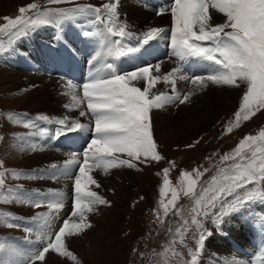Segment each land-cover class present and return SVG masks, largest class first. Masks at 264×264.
I'll return each mask as SVG.
<instances>
[{"label":"rangeland","instance_id":"rangeland-1","mask_svg":"<svg viewBox=\"0 0 264 264\" xmlns=\"http://www.w3.org/2000/svg\"><path fill=\"white\" fill-rule=\"evenodd\" d=\"M173 2L174 0H62L60 3H50L49 0H1V3L4 4L0 6V28L7 23L5 17L15 19L20 16V8H28L31 4L38 5V8H28V11L24 13L26 18H31L34 21L27 31L15 35L7 31L0 32V61H10V59L22 53L21 51L25 46L31 48V46L42 42L44 39L42 33H44L46 35L45 43L48 45H46L47 51H45L47 53L45 52V55H48L42 63L45 66L48 65V68H42V75L46 79L47 77H54L57 80H65L64 82L67 83L71 81L77 86L75 91L82 95V84L87 81L89 73L94 71V67L96 69L102 66V62L103 65L107 62L112 63L116 72L123 74L150 65L147 58H145V54L151 59L152 64L159 60H155L152 52L148 50H144L145 54L142 52L141 49L144 44L142 36L146 32L136 31L130 25L126 12L128 3L140 6L145 12L147 11L148 15H152L154 13L158 14L164 8L170 9ZM104 4H116V15L111 19H109L110 13L103 8ZM88 5L93 8H101L99 19H97L94 12L78 13L63 18H57L56 16L37 17L36 15L37 12L45 13L57 9L67 10ZM45 19L51 22H41ZM70 19L75 20V27L81 34V37L77 39L81 40L87 37L92 39L91 42L93 43L99 41L98 45L87 50L92 64L88 63L86 65L85 61L79 58L76 45L70 46L64 35L56 42L53 40V37L56 36L53 27L55 28V26L61 25L62 22ZM220 19L224 20L223 14ZM121 26L124 27L125 33L131 32L130 35L114 36L108 32L109 27L118 32ZM43 29L50 34L53 33L51 34L53 37L45 33ZM54 30L57 33V30ZM82 32L84 34L90 32L92 35H84ZM167 32V34H164V38L163 36L160 40L158 37L156 38L158 48H167L171 44L169 39L170 27H167ZM134 33L141 36L136 35V38ZM100 34H105L108 38L106 51L101 49L104 35ZM59 35L60 32H58V37H60ZM96 35H100L98 39H95ZM117 40L120 41L119 50L125 53L123 56L116 55L114 50L110 51V49L116 48L114 42ZM138 40L140 41L138 42ZM59 47L60 49L57 51ZM129 47L135 50L128 52ZM50 48L52 51H50ZM57 53L60 54L56 60ZM168 53L167 49L166 56ZM173 60L174 65L177 63L175 67L179 66L181 68L180 75L177 73L176 76L188 77L184 82L202 75L199 72L206 71L208 68V71L212 72L209 62L202 58H198L196 61L193 57H188L185 61H180L176 57ZM47 61H49L48 64ZM97 63H100L101 66ZM29 64L41 66L37 62ZM199 67L205 70L199 71ZM15 69L10 68L9 62L0 64V179L4 181V184L0 185V246H2V249H0V264L26 262L27 258L37 249L43 247L41 237H46L50 232H58L64 220L69 219L74 205L73 177L78 174L79 167L77 165L74 171L68 170L65 165L58 162L62 167L54 168L55 170H53L56 172L52 170L54 175L51 174V177L47 173L50 179L48 184L55 186L50 187L42 182L45 178L44 165H41V163L34 164L29 159L27 160L28 154L30 155L32 152L29 142H40L43 139L50 138L53 136L54 128L64 126L53 121L50 115L36 112L34 103L25 100L26 89L16 88L14 83L6 78L12 72H21L20 67ZM26 72L29 73V71ZM83 72L86 73V76H83L85 79L78 82V74ZM173 78L172 81L170 78L168 85H164V83L162 84L164 82L163 76H161V82H159L160 80L157 82L162 87L156 93L151 91L152 94H163L172 97V99L167 100L169 104L167 105L168 107H175L169 116L163 118L165 124L163 123L160 129L156 128L152 121L154 109L150 111L154 142L157 145V151L161 159L151 162L143 159L133 161L135 163L133 168L123 166L127 175L123 186L118 191L107 184L106 176H110L113 171L121 169L110 168L105 172L102 168H94L91 174L98 180L100 186L99 188L92 186V190L96 191L109 203L107 205H96L95 211L86 213L87 221L90 222L91 227L83 231L70 229L71 234H66L63 237L65 247L75 256V259L50 252L46 254L45 262L37 261L36 264H193V255L196 257L195 264H236L231 260H227V250L225 248L224 250L221 249L218 245L220 239L221 244L223 246L227 245L232 255L233 252L238 253L240 258L236 259L241 264L243 261L245 264H264V232L261 230V223L264 222L261 219L264 216V204L259 202V195L255 202L240 207L225 216L222 223H217L215 216L209 213L208 216L197 217L198 224L191 223L194 215L192 209L196 207L195 200L191 194L184 195L187 179L197 181L196 191L199 192L203 187H207V181L212 176L217 175L221 169H228L236 163V161H224L221 158L225 155H232L235 149L240 146V142L246 137H259L260 133L264 131V109L256 112L249 120H241L239 125L235 123L234 114L239 110L243 94L246 91V85H242L238 87L235 93L223 92V95L226 94L227 96L222 98L220 102L221 108L224 110L221 114L215 116V118L195 115L189 120L194 119L199 123L201 119H209V121L202 120L204 126L195 124L184 118L186 113L182 108L193 105V102L197 99L211 95L212 90L205 87L211 90L207 94H204L203 90L196 91L190 97L189 102H185L184 106L179 107L182 103L177 97L182 99L188 93L191 83L186 90L179 94L181 86L178 87ZM138 83L140 85L142 83L146 84L145 81H139ZM169 85H171L172 90L166 91L167 87L165 88V86ZM42 116H50L48 118L52 122L38 119ZM73 120L77 121L76 118H69L68 121L71 123ZM172 121L176 123L170 124ZM87 125H91L90 114ZM229 128L231 131L228 130ZM70 132L72 131L68 133ZM83 141L84 136L80 139L75 134V145L78 146L81 160L83 159L82 152L86 147ZM68 149L69 147L65 145L61 150L62 152H60L64 155ZM75 151H77V148H75ZM242 154L248 157L249 160L255 159L257 166H259L260 154H257L255 158L252 157V151L247 145L242 150ZM165 169H168L169 188L162 195L161 189L164 187ZM68 171L72 174L71 176L65 174ZM184 173L191 175L182 183L181 178ZM196 173L202 175L197 178ZM115 176L116 174H113V177ZM54 179L57 181L56 183ZM113 179L119 181V177ZM49 187L52 193L49 192ZM173 189L177 192L175 205L169 207L166 215L164 205L172 200ZM249 189L257 193H264V182H255L249 185ZM49 193L54 197H51ZM28 198H31V203L19 202L20 199ZM65 198L66 200L62 201ZM37 202H40L39 207L36 206ZM49 203H62L64 207L59 210L51 208L56 210V214L53 219L49 220L50 222H44L37 217L43 211H50ZM100 211L106 213L103 216L101 214L102 218L99 222L94 221V216ZM240 217L244 218L245 221L239 219ZM72 219L76 220V218ZM186 220L189 223L185 230L184 221ZM234 221H240L239 224L244 222L250 228V233L244 237L245 240H242L247 241V246H239L240 240L237 239V235L232 237L229 234L227 227L229 224L235 223ZM178 228L181 231L178 232ZM205 231L210 232L211 235L205 239L201 246L198 242L202 232ZM214 237L220 239L216 240Z\"/></svg>","mask_w":264,"mask_h":264},{"label":"snow or ice","instance_id":"snow-or-ice-1","mask_svg":"<svg viewBox=\"0 0 264 264\" xmlns=\"http://www.w3.org/2000/svg\"><path fill=\"white\" fill-rule=\"evenodd\" d=\"M50 3H60L62 0H49ZM30 9H37L38 5L31 4ZM28 8H20V16L15 19L5 17L7 23L0 28V32L7 31L10 34H19L27 31L34 23L31 18H26L24 13ZM103 8L110 13L109 19L116 15V4H104ZM215 9L222 13L223 23L214 24L210 20L209 9ZM170 11L172 26L170 28V40L172 55L180 61L188 57L202 58L209 62L212 69L211 74L191 79L196 89H190L180 100V103L190 101L195 91L207 87L208 82L214 85H228L241 87L246 85V91L242 97V103L235 112V123L239 125L241 120H249L256 112L264 109V0H174L170 9H163L159 15ZM94 12L97 19L100 18L101 8H93L91 5L80 6L67 10H49L45 13L37 12V17L56 16L63 18L78 13ZM48 23L50 20H42ZM112 35H130L125 33L121 26L117 31L112 27L108 28ZM165 30L152 27L143 34V43L159 37ZM85 35H92L85 32ZM61 39V37H58ZM116 55L123 56L125 53L119 50L120 41L114 42ZM135 49L129 47L128 52ZM160 64L155 65L158 72ZM153 69L150 66L133 70L128 73H117L112 63H106L89 73L88 79L82 84V96L79 93L71 94V104H66L69 109H80V115L90 113L94 120V138L88 143L82 152L83 159L73 156L66 163L76 164L78 174L74 175V205L69 219H65L63 225L56 233H48L41 237L43 247L37 249L25 261L18 264H36L37 261L45 262L46 254L58 253L61 256H75L65 247L63 237L72 230L83 231L91 227L87 221L86 213L95 211L96 205H107L109 202L92 190V186L99 187V182L91 174L93 169L102 168L105 172L110 168L126 166L135 167L133 161L151 162L161 159L154 142L152 126L150 123V111L153 108H160L162 103L172 99L163 94H152L151 88L161 79L160 75H152ZM181 72L179 66L174 67L167 75L163 76L164 81H169ZM180 79L187 80V76H180ZM145 81L143 88L136 86V82ZM174 83V81H173ZM67 87H77L68 81ZM86 104V109L82 105ZM38 119L49 120L47 116ZM61 126L58 132L67 135L69 131H77L85 126L79 121L68 122L64 117L56 121ZM28 126V125H26ZM231 131V129H228ZM245 145L252 151V157L260 154L259 166L255 159L249 160L242 154ZM126 156L127 158H121ZM224 161L233 160L235 164L228 169H221L217 175L207 181V187L196 191L197 181L186 180L184 195L191 194L195 200L196 207L192 209V224H198L197 217L208 216L212 213L217 223H222L223 218L240 207H244L257 200L259 195L261 204H264V193H257L249 189V185L255 182H264V131L259 137L248 136L240 142L232 155H225L221 158ZM91 162V163H90ZM55 167V165H53ZM164 187L161 189L163 195L169 188L167 178L168 169L164 170ZM71 176L69 172L65 173ZM191 174L184 173L181 182ZM197 178L201 173H196ZM4 181L0 179V185ZM172 200L164 205V212L167 215L170 206L175 205L177 192L172 190ZM20 203H31V198L20 199ZM40 206V202L36 203ZM49 208L62 209V203H49ZM215 210V211H214ZM175 214V213H174ZM38 218V217H37ZM72 218H76L73 220ZM264 221V216H262ZM189 221H184V228ZM18 226V225H15ZM261 230L264 232V222L261 223ZM181 231V229H177ZM211 235L210 232H202L199 244L202 246L205 239ZM54 237V238H53ZM2 249V246H0ZM193 264L196 257L193 255Z\"/></svg>","mask_w":264,"mask_h":264},{"label":"bare ground","instance_id":"bare-ground-1","mask_svg":"<svg viewBox=\"0 0 264 264\" xmlns=\"http://www.w3.org/2000/svg\"><path fill=\"white\" fill-rule=\"evenodd\" d=\"M2 4H4V3H1V0H0V6H2ZM126 12H127V15H128V20L130 22V25L133 26V29H136V31L146 32L147 30H149L152 27L163 28L165 30V32H163L158 37L159 40L162 39V36L164 38V34L168 33L167 32V27L171 28V26H172V19H171V15H170L169 12L166 13V14H163V15H159V14H156V13H154L152 15H148L147 11L145 12L142 7L134 5L132 3H128V6L126 8ZM209 15H210L211 22L214 23V24H217L218 22H220V23L224 22V20L220 19L222 17V13H218L215 9H211L210 8L209 9ZM131 29H132V27H131ZM80 30H82V29H80ZM65 33H66V35H68L67 37L72 42H75V45L77 46V49L79 50V52H81V50H82V55L85 56L86 58L88 56L87 50L90 47H92V46L98 45L97 43L99 42V41L97 42V40H96L97 43H93V42H91L92 39H90V38H84L83 42L76 41L77 40L76 36H78V29L76 27H75V31L74 30H69V31H67ZM134 35L135 36L136 35L137 36H141L138 33H134ZM132 36H133V34H132ZM137 36H136V38H137ZM126 37H128V36H126ZM101 38H102V36H101ZM95 39H98V37H96ZM128 39H130V38H128ZM169 39H170V37H169ZM139 41L140 40H138V42ZM105 45H106V38L104 36L103 41H102V47L100 46L102 50L105 49ZM157 45H158L157 39L150 40L148 43H146V44L144 43L143 46H144L145 49H142V52L145 54L144 50H148V51L152 52L153 56L155 57V60L159 59L158 61H156V63L152 64L151 59H149L148 55L145 54V58H147V62L150 63V65H148V66L152 67V69H153L151 74L152 75L164 76V74L170 72L177 65V63H176V65H174V63H173L174 62L173 59L176 58V57L172 55L171 44L167 48H164V47L158 48ZM167 49H168L169 53L166 56ZM23 50L24 51L22 53H19V55L17 57H14V58L10 59V61H7V60L0 61V64L9 62V66H10L11 69H13V68L15 69L17 67H20V69H21L20 73H19V71H18V73H15L16 71L12 72L11 75L8 74L6 78L10 79L14 83L16 88H25L26 89V93L24 95L25 100L27 102H30V103L33 102L34 103L36 112H41L42 114L50 115L53 118V121H57L58 119H61V118H64V117H67L68 120H69V118L70 119L71 118H73V119L76 118L77 121H79L82 125L85 126L83 129L77 130V131H72L70 133H67V135L59 133L58 129H60V128L57 127V128L53 129V136L52 137L43 139L40 142H32V143L29 142L28 143L31 146V151L32 152L30 153V155L28 154L27 160L29 159L30 162H33L34 164L41 163V165H44V168H43L44 172L43 173H44L45 178L43 179L42 182H45L44 184L47 185L49 183V180H50L48 174H50V177H51V174L54 175L53 173L56 172L54 170L57 167H59V168L62 167V166L59 165L58 162H61L63 165H65L68 170H73L74 171V169H76V167H77L76 164H68V163H66L74 155L77 156V157H80V155H81V154H79L78 146L75 145V134H76V137L80 138V139H81V137L84 136L83 143H85V145L87 147V145H88V143H90L91 139L94 138V135H93L94 120L92 119V117L90 115V123H91V125L88 126L87 125V119H88V116H89L90 113L85 115V116H81L79 108L69 109V108L65 107L66 104H71L72 103L71 94L74 93V92L77 93V91H75V88L69 89L67 87L68 83L64 82L65 80L64 81H61V79L57 80V78H54V77H47V79H46V77L44 75H42V73H41L42 72V66L45 67V64H43L42 62H43L44 59L47 58L48 54L45 55L47 52L45 54H42L39 46L31 47L30 49H28L27 47H24ZM73 50H75V49H73ZM50 51H52V49ZM104 55H107V54H104ZM23 57H24V59H23ZM108 57H109V55H108ZM177 59H178V57H177ZM193 59L196 60V61L198 60L197 57H193ZM87 60H88V58H87ZM99 61L101 62V60H99ZM36 62L39 65H41V66L29 64V63H36ZM48 62L49 61H47V64H48ZM20 63H24V64H20ZM113 63L115 64V62H113ZM90 64H92V62H90ZM156 64H160V66H161L158 72L155 70V65ZM98 65H100V63ZM102 65H103V62H102ZM94 66H95V63H94ZM100 66H98V67H100ZM91 67H92V65H91ZM26 68H27V70H25ZM93 69L95 70V67ZM208 69L206 71H203L205 69L199 67V71H203V72H199L200 74H202L200 76H207V75L211 74V71H208ZM26 71H29V73H27ZM119 71H120V69H119ZM194 71H196V70H194ZM178 75H180V74L178 73ZM195 77H199V76H195ZM173 79L176 81L178 87L181 86V90H180L179 94L183 90H186L187 86L191 83V80H189L187 82H184V79H180V76L179 77L175 76ZM171 81H172V78H171ZM159 82H161V79H160ZM159 82H157L151 88V91H153L154 93L159 91L160 88L162 87L160 84H158ZM163 83L165 85V84L168 83V81H164V82H162V84ZM136 86L143 88L145 85L143 83L140 85L138 82H136ZM166 87H167L166 91H171L172 90L171 85L165 86V88ZM197 87H198L197 85H193L191 83L190 86H189L188 91L190 89H196ZM207 87H209L212 91L209 88H205V87L202 88L201 90L204 91V94H207L208 92L211 91V95L205 96L202 99H197L195 102H193V105H190V106L182 108L184 110V112L186 113L184 118H186L190 122H194L195 124H201V126H204L202 120L209 121V119L208 120L207 119H201L199 121V123H198V121H196L194 119L193 120H189V119L193 118V116H195V115H201L203 117L210 116L212 118H215V116H218L219 114L222 113V111H224L221 108L220 102H221L222 98H224L227 95L226 94L223 95V92L229 91V93H235V91L238 90V87L228 86V85H214V84H211L210 82H208ZM224 89H226V90H224ZM178 90H179V88H178ZM79 94L81 95V93H79ZM167 104H168V102L166 101V102L162 103V106L160 108H158V109L157 108H153L154 109V114H153L152 121L155 124V127L158 128V129H160L163 126V123L165 121V120L163 121V118L169 116L172 113V110L175 108V107H168L169 104L168 105ZM184 104L185 103H182L179 107L184 106ZM82 107H84L86 109V104L82 105ZM50 116H48V117L50 118ZM174 117H172V118H174ZM161 119H162V121H160ZM175 123H176L175 121H172L170 124H175ZM168 124H169V122H168ZM170 127H175V126H170ZM90 131H91V134H90ZM65 145H67L69 147V149L64 153V155H62V153H61L62 151L61 150H63V147ZM86 147L84 148V150L86 149ZM75 148H77V151H75ZM58 157H60V158H58ZM121 158H126V156H121ZM53 165H55V167H53ZM117 168H119L121 170L113 171V173L110 176H106L105 175L107 177L106 178L107 184H109L111 187L115 188L116 191H118L123 186V182L125 181V176L127 175V174H125V173H127L126 169H124L123 166L122 167H117ZM52 170L54 172H52ZM73 171H71V172H73ZM113 174H116L115 177H119V181L113 179V178H115V177H113ZM69 181H70V179H69ZM54 182L56 183L57 181L54 179ZM48 185L50 187H55V186H53L51 184H48ZM50 187H49V192L52 193ZM50 196H51V194H50ZM51 197H54V196H51ZM59 200H60V198H59ZM65 200H66V198L64 200H62V201H65ZM49 210L50 211H43L42 214L40 213L38 215V218L40 220L44 221V222H47V221L50 222L49 220H51V218L53 219V217L56 214V210H53L51 208ZM105 213L106 212H104V211H102V212L100 211L98 214H96V216H94L95 219L93 217L94 221L99 222L100 219L102 218V216ZM52 214H54V215H52ZM101 214H102V216H101ZM234 222L237 223V224L235 225V223H232V224H229L228 227H227V230L229 231V234H231L232 237H235L237 235V239L240 240L239 246H247L246 245L247 241H242V240L244 239V237H246L250 233V228H248L247 224L244 223V222H241L242 224H239L240 221L239 222L238 221H234ZM238 231H239V233H237ZM253 236H255V234H253ZM214 238H216V240L218 239L217 237H214ZM219 241H220V243L218 245L220 246V248L223 249V250L225 248L227 250V252H228L227 260L228 261L231 260V261H233L236 264H241L240 261L238 260L239 261L238 262L237 259H236V258L239 257L238 253L235 254L233 252V255H232L230 253L231 251L229 250L228 246L227 245L223 246L221 244V239ZM242 260H243V258H242ZM242 264H245V262L243 261Z\"/></svg>","mask_w":264,"mask_h":264}]
</instances>
